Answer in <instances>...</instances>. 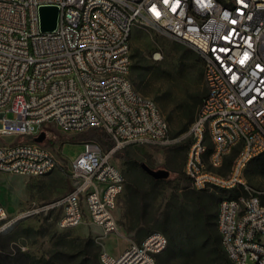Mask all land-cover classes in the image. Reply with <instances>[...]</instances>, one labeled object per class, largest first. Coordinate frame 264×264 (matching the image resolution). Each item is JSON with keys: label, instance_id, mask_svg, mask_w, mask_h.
Segmentation results:
<instances>
[{"label": "built area", "instance_id": "obj_1", "mask_svg": "<svg viewBox=\"0 0 264 264\" xmlns=\"http://www.w3.org/2000/svg\"><path fill=\"white\" fill-rule=\"evenodd\" d=\"M54 8V24H45V9ZM138 25L191 46L202 58L207 91L181 135H172L157 101L131 79ZM49 126L101 128L113 146L85 141L69 167L71 189L50 201L16 213L0 201V235L42 214L55 216L62 229L90 223L105 235L116 233L115 210L127 182L113 162L117 151L189 139L190 187L225 192L217 207L225 261L213 264H264V189L245 176L264 152V0H0V138L18 137L0 140V171L52 173L58 158L45 140L35 141ZM231 155L229 171H217ZM167 245L166 234L151 231L118 254L102 251L100 260L157 264Z\"/></svg>", "mask_w": 264, "mask_h": 264}, {"label": "rangeland", "instance_id": "obj_2", "mask_svg": "<svg viewBox=\"0 0 264 264\" xmlns=\"http://www.w3.org/2000/svg\"><path fill=\"white\" fill-rule=\"evenodd\" d=\"M132 59L131 79L135 87L157 101L170 123L173 136L187 131L201 106L197 97L207 91L200 54L183 42L138 25L132 36ZM8 116L15 114L8 112ZM46 133L44 144L59 161L52 173L29 176L0 171V201L11 213L33 202H47L68 192L71 189L69 167L83 152L85 141L95 140L107 148L104 137L107 132L101 128L64 131L49 126ZM17 138L6 136L0 140L8 142ZM211 144L208 140V145ZM189 147L190 141L186 139L166 147L130 144L121 148L113 162L124 171L127 182L115 210L120 224L116 233L105 235L100 227L90 223L62 229L58 227L56 217L50 214L28 217L0 235V264H28L31 258L52 259L55 264H102V251L115 255L132 242H142L152 230L163 232L161 221L167 213H171L174 230L190 227L194 197L190 194V185L180 178L185 173ZM233 158L234 155L228 157L227 162L216 170L227 173ZM141 162L154 169L166 168L170 176L156 181L142 168ZM255 163L248 164L246 179L251 185L264 189V174L254 171ZM212 193L216 195L214 201L210 199ZM224 193L222 190L200 192L215 210ZM187 239V250L175 254L181 260L189 259L193 264L221 262L197 252L198 242L192 232ZM164 256L163 251L157 263ZM248 261L256 264L251 259Z\"/></svg>", "mask_w": 264, "mask_h": 264}, {"label": "trees", "instance_id": "obj_3", "mask_svg": "<svg viewBox=\"0 0 264 264\" xmlns=\"http://www.w3.org/2000/svg\"><path fill=\"white\" fill-rule=\"evenodd\" d=\"M204 96L205 95H199L197 100L202 103ZM104 137H106L105 142L107 149L112 147L113 141L110 139L108 133H105ZM226 160L227 159H225V162H227ZM252 161L256 162L254 171L264 174V152L255 157ZM180 178L190 185L191 181L186 173H182ZM155 180L161 181L163 179ZM200 192L205 191H197L194 189L190 191V194L194 197L193 208L191 210L190 227L181 226L177 230L171 228V213H167L162 219L161 227L164 234L168 237V245L164 250L165 256L160 257V261L157 264H193L189 259L181 260L180 257L175 255L177 254L176 251L183 252L187 250L186 247L189 242L187 236L191 232L194 234L198 242L196 248L197 252L211 256L215 261H225V254L221 247V237L217 227V210L210 207ZM210 199L211 201H214L216 199V195L212 193L210 195ZM28 264H55V262L52 259L31 258Z\"/></svg>", "mask_w": 264, "mask_h": 264}, {"label": "water", "instance_id": "obj_4", "mask_svg": "<svg viewBox=\"0 0 264 264\" xmlns=\"http://www.w3.org/2000/svg\"><path fill=\"white\" fill-rule=\"evenodd\" d=\"M55 8L54 9H45L44 11V19H45V24H54L55 21ZM47 133L46 131H41L38 136L35 137V141L37 142H43L46 139ZM142 168L149 173L153 178L155 179H164L170 176V171L166 168H159V169H154L150 167L148 164L145 162H141Z\"/></svg>", "mask_w": 264, "mask_h": 264}]
</instances>
